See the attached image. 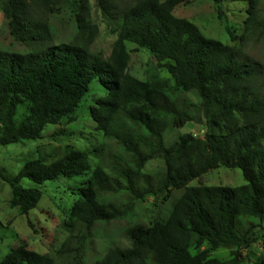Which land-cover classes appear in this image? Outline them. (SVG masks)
<instances>
[{"label":"trees","instance_id":"1","mask_svg":"<svg viewBox=\"0 0 264 264\" xmlns=\"http://www.w3.org/2000/svg\"><path fill=\"white\" fill-rule=\"evenodd\" d=\"M95 1L117 34L107 59L89 50L98 27L87 0H0L10 36L25 47L23 54L0 49V147L35 141L46 126L71 119L97 83L104 95L89 115L118 148L96 167L89 151L67 146L53 161L25 160L15 175L0 170L9 205L23 216L36 208L42 184L80 178L64 220L69 237L56 257L21 244L0 264H85V233L117 220L130 223L123 237L92 264H240L241 251L264 238V67L243 50L249 42L264 49L260 0H248L239 36L224 26L232 45L206 38L173 15L191 0H132L125 7L119 0ZM217 17H223L219 8ZM51 18L67 20L72 33L66 42L56 41ZM127 43L155 60L144 80L127 73ZM162 68L171 79L159 75ZM189 93L197 103L179 99ZM200 114L203 138L185 133L165 143L169 128L196 123ZM155 158L164 162L162 173L145 174ZM219 167L239 169L245 184L188 186ZM23 180L31 186L23 187ZM172 189L183 191L166 218L137 220L136 205ZM230 247L236 250L229 259L211 257Z\"/></svg>","mask_w":264,"mask_h":264},{"label":"rangeland","instance_id":"2","mask_svg":"<svg viewBox=\"0 0 264 264\" xmlns=\"http://www.w3.org/2000/svg\"><path fill=\"white\" fill-rule=\"evenodd\" d=\"M90 6L92 22L98 27V34L89 50L107 59L112 46L117 38L112 33L103 19L100 10L96 7L95 0H87ZM163 1V0H159ZM132 0H119L120 6L131 4ZM248 0H223L221 4H215L210 0H191L187 6H178L173 11L177 18H183L195 26L206 37L218 40L223 44L232 45L229 36L224 30L228 26L236 36L242 33L243 21L246 18ZM260 7L264 9V0H260ZM222 11L220 21L217 17V9ZM50 24L55 28L56 41L66 42L71 36L72 30L67 25L65 18L50 19ZM129 61L127 73L144 80L150 67H155L152 55L141 48L127 43ZM0 49H8L15 53H24L25 47L13 40L9 34L2 13L0 12ZM244 52L249 59L264 67V49L255 42H249L244 47ZM159 75L170 78L165 69H159ZM171 83L173 81L171 80ZM103 91L97 83L91 86L89 93L72 115L71 119L62 121L59 125L45 127L42 137L35 141L11 144L0 147V170L3 174L15 175L25 160L44 156L46 160L53 161L63 154L65 147L70 146L90 153L91 164L96 167L106 164L110 153H117V144L113 139L105 137L104 133L96 128L89 115V107L93 101L103 96ZM179 99H187L197 103L191 93L180 94ZM205 132V120L198 115V122L186 123L181 128H169L164 134L166 144L177 139L181 134L190 133L203 138ZM164 169V162L160 158L149 161L143 172L148 175H159ZM80 178H59L57 181L46 182L39 189L42 192L40 201L35 209L27 216L19 215L17 208L9 205L10 188L0 179V261L12 249L21 244L40 254L56 257L61 245L68 239L70 229L65 225L66 214L76 197L72 188L78 185ZM23 187L31 186L27 180L22 181ZM239 169H227L219 167L210 170L201 177L192 180L188 186H222L238 187L244 185ZM183 190H170L166 195L149 197L141 205H136L135 212L139 222H146L153 218H166L173 203L179 198ZM28 221L32 227L28 225ZM126 220L112 221L108 224H97L88 233L85 248V264H92L113 243H117L123 237V230L129 226ZM235 247L219 248L211 253V257L227 260L232 256ZM243 259L240 264H253L255 258L264 259V238H258L251 246L241 251Z\"/></svg>","mask_w":264,"mask_h":264}]
</instances>
